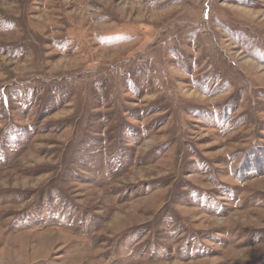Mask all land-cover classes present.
Instances as JSON below:
<instances>
[{
    "label": "rangeland",
    "instance_id": "374dc122",
    "mask_svg": "<svg viewBox=\"0 0 264 264\" xmlns=\"http://www.w3.org/2000/svg\"><path fill=\"white\" fill-rule=\"evenodd\" d=\"M0 264H264V0H0Z\"/></svg>",
    "mask_w": 264,
    "mask_h": 264
}]
</instances>
